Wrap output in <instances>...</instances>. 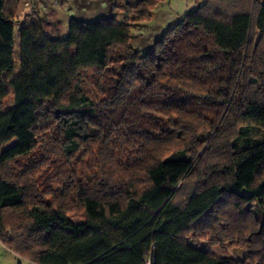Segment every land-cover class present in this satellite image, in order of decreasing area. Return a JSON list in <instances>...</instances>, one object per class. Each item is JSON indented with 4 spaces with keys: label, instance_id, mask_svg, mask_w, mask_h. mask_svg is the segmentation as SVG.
<instances>
[{
    "label": "trees",
    "instance_id": "trees-1",
    "mask_svg": "<svg viewBox=\"0 0 264 264\" xmlns=\"http://www.w3.org/2000/svg\"><path fill=\"white\" fill-rule=\"evenodd\" d=\"M18 4L0 0L2 244L35 264H264V0H205L145 50L129 17L53 37ZM54 135L67 159H107L89 184L34 193L15 163ZM212 225L246 260L199 245Z\"/></svg>",
    "mask_w": 264,
    "mask_h": 264
},
{
    "label": "rangeland",
    "instance_id": "rangeland-1",
    "mask_svg": "<svg viewBox=\"0 0 264 264\" xmlns=\"http://www.w3.org/2000/svg\"><path fill=\"white\" fill-rule=\"evenodd\" d=\"M29 1L19 0L15 17L22 21L27 12L33 13L53 37L68 35L69 20L72 17L85 20H99L112 15H116L119 20L129 17L133 21L134 38L132 44L136 48L142 47L145 50V48H151L168 28L178 23L187 13L194 10L205 0H160L152 9L150 18L144 20H133L136 19V16H133V14L127 15L125 9H123L125 5L135 4L138 0H39L38 9L35 13L28 10L30 8ZM93 91L95 92L94 89ZM5 103L6 105L13 104V96H9ZM55 137V135L50 136L44 146H39L27 158H21L19 164L15 163V171L22 172L28 187L34 193L44 195V193L52 191L54 193L55 191L58 195H62L61 191L64 188L73 187L81 182L89 184V177L97 176L103 169L97 165L104 164L107 159L97 153H92L91 150H89L91 153L81 160L67 159L62 152L58 137ZM205 146L206 144H204ZM95 149H98V147H95ZM193 184L194 182L190 181L188 188L191 189ZM45 197L51 198V194H47ZM69 201V214L75 219L82 218L83 211L77 202L74 200ZM218 228L212 225L210 229L208 228L209 230L206 229L207 232L202 234L204 239L198 242L199 245L211 249L216 254L226 252L246 260L248 254L246 243L240 245L237 242H229L230 240L221 244L212 243L211 237H215ZM0 264L31 263L27 259L22 260V263H20L18 258L0 241Z\"/></svg>",
    "mask_w": 264,
    "mask_h": 264
},
{
    "label": "crops",
    "instance_id": "crops-1",
    "mask_svg": "<svg viewBox=\"0 0 264 264\" xmlns=\"http://www.w3.org/2000/svg\"><path fill=\"white\" fill-rule=\"evenodd\" d=\"M10 252H12V251H10ZM12 253H13V252H12ZM13 254H14V253H13ZM14 255L18 258V260H19L20 263H22V260L25 259V258L23 259V258L18 257L16 254H14ZM27 261L30 262L31 264H35V263L29 261L28 259H27Z\"/></svg>",
    "mask_w": 264,
    "mask_h": 264
},
{
    "label": "built area",
    "instance_id": "built-area-1",
    "mask_svg": "<svg viewBox=\"0 0 264 264\" xmlns=\"http://www.w3.org/2000/svg\"><path fill=\"white\" fill-rule=\"evenodd\" d=\"M148 264H151V260L148 261Z\"/></svg>",
    "mask_w": 264,
    "mask_h": 264
}]
</instances>
